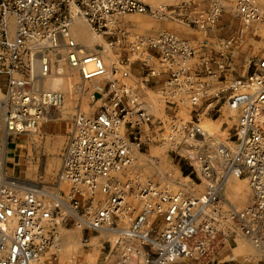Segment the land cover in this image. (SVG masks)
Instances as JSON below:
<instances>
[{"label":"built area","instance_id":"2783aa9c","mask_svg":"<svg viewBox=\"0 0 264 264\" xmlns=\"http://www.w3.org/2000/svg\"><path fill=\"white\" fill-rule=\"evenodd\" d=\"M197 2L152 7L140 0H0V109L9 135L35 128L62 106L63 94L38 87L56 63L63 60L84 82H105L97 91L104 99L100 111L92 117L75 116L63 151L56 183L59 188L67 185V194L61 190L49 196L1 184L0 264H41L50 248L56 249L58 230L70 219L76 224L85 220L87 228L101 232L123 229L148 248L143 264L191 259L209 263L241 238L264 246V54L253 60L250 78L228 89L227 105L240 113V120L233 146L219 145L221 174L209 156L197 153L209 182L202 196L119 179L145 146L161 144L188 157L207 145L209 135L199 125L200 115L191 121L178 115L219 97L222 91L212 96L206 79L221 78L224 64L214 62V71L205 62L203 77L191 65L193 47L177 34L162 30L145 38L122 24L128 16L144 15L205 31L226 10V0H204L203 9ZM234 13L240 20H260L263 15L256 0H238ZM80 19L105 38L107 46L121 50L115 58L108 56L109 66L103 45L89 50L73 37L72 26ZM136 65L142 71L141 89L128 82ZM163 76L166 80L160 84ZM150 85H161L170 114L165 119H155L147 110L141 90ZM231 177L249 183L252 199L243 210L223 198ZM130 195L140 209L131 205Z\"/></svg>","mask_w":264,"mask_h":264},{"label":"rangeland","instance_id":"374dc122","mask_svg":"<svg viewBox=\"0 0 264 264\" xmlns=\"http://www.w3.org/2000/svg\"><path fill=\"white\" fill-rule=\"evenodd\" d=\"M140 1L157 7L176 6L182 0ZM237 1L226 0V10L219 22V26L225 29L218 31L216 36L213 35L220 41L235 38L227 48L220 42L213 48L216 55L213 56L211 62H222L226 73L218 80H206L210 81L212 96L219 91H222L221 94L216 98L210 97L207 102L195 110L196 112L183 109L178 115L184 121H191L196 114L200 115L199 125L209 136L206 140L207 145L200 147L201 150L198 149L194 153L201 152L209 156L218 174L222 172L217 168L222 163L218 156L219 145L233 146L240 120V113L234 112L227 105L230 93L228 89L235 81L250 78L254 69L253 60L264 54V0H256L263 12L260 20H239L233 17ZM127 18L131 24L140 28L136 34L145 38L155 37L161 30L175 32L186 41L190 38L189 34H196L179 21L158 22L144 15H132ZM76 21L82 23L85 44H89L91 48L96 45L105 47L104 57L106 65L109 66L111 62L108 61V56L115 58L121 50L117 46L112 48L107 46V40L97 36L83 19ZM162 23L165 24L164 29L158 27ZM193 63L195 62L193 61L191 65ZM211 66L212 70L218 71L217 64L214 63ZM55 67L62 69L61 78L64 81V91H58L64 96L62 106L48 113L35 128L27 129L19 135H9L4 125L3 131L7 134L4 142L1 140L3 132L0 128V186L1 184H13L18 188L26 189L30 187L29 184H33L36 185L33 188L39 190L45 188L46 193L51 195L61 190L66 194L69 191L67 185L59 188L56 183L57 175L62 167V154L74 129L75 116L81 114L85 117H92L100 111L104 99L97 91L104 87L105 82L102 79L82 81L78 72L71 70L63 60L56 63ZM0 81V86H2L3 80ZM143 92L147 110L155 119H165L167 115H170L161 95V85L158 87L150 85ZM3 119V112L0 109V124L3 123ZM188 157L176 155L170 152L169 147L161 144L145 146L139 153H136L133 165L120 174L119 179L121 182L137 179L142 184H152L170 193L184 192L202 196L209 182L203 176L202 170L200 173L192 159ZM222 195L227 202L239 210L246 208L252 199L248 181L233 177L228 179ZM128 200L132 206L140 209L141 206L134 197L130 195ZM86 225L82 221L76 224L75 220L70 219L58 230V246L56 249L50 248L41 260V264H133V255L136 256L135 263L140 262L141 264L143 260L141 255L147 253L148 248L140 245L139 241L133 240L132 245L127 247L122 244L125 240L120 239L117 234L91 230ZM72 232H78L76 241L62 243V234ZM52 254L56 255V260L52 259ZM176 264H264V246L255 245L249 239L241 238L227 246L209 263L191 259L181 260Z\"/></svg>","mask_w":264,"mask_h":264},{"label":"crops","instance_id":"0c3cea01","mask_svg":"<svg viewBox=\"0 0 264 264\" xmlns=\"http://www.w3.org/2000/svg\"><path fill=\"white\" fill-rule=\"evenodd\" d=\"M203 1L204 0H198L197 5H198L199 9L205 8L206 4ZM233 17H235V13L233 14ZM221 18H222V16H221ZM220 19L214 26L208 28L205 31H200V30H197V29H194V28H191L188 26L191 29V31L195 32L196 34H200L198 36L196 34H189L188 36L190 38L187 41H189V44L193 47V49L195 51V57L192 60V62L193 61L195 62V63H193V68L196 72L200 73L201 75H206L205 62L206 63L208 62V66L209 65L211 66L214 64V62L212 63L211 60L214 58L213 56L216 55L213 52L214 51L213 48L216 46V44L220 42V44L224 45V44L229 43L230 40H232L231 43H233L235 40V38H232L230 40H228V39L223 40L222 39L221 41L218 39H215L214 36H216V33L218 31L225 29L223 26H219ZM122 22H123L122 23L123 25L127 26L130 29V31L135 33V34L138 32V29H140L139 27H136L135 25L131 24L127 17ZM81 25H82L81 21L77 22L75 24V30H77L78 32L84 33V31L82 30L83 27ZM164 25L165 24L162 23V24H159L158 27H160L161 29H164V27H165ZM153 31L155 32V30H153ZM231 43H230V45H231ZM83 46H85L89 50H94V49H96V47L98 45L94 46V48L88 47L86 45H83ZM221 56L224 57V55H221ZM211 70H212V68H211ZM131 71H132V76H131V79L129 80V82L131 83V85L138 86V88L141 89L139 77L142 74V71H141L140 67L139 66H133ZM165 80H166V76H163L162 78H160V84L163 83ZM156 87H158V86H156ZM144 90H141L143 95H145L143 92Z\"/></svg>","mask_w":264,"mask_h":264},{"label":"bare ground","instance_id":"6f19581e","mask_svg":"<svg viewBox=\"0 0 264 264\" xmlns=\"http://www.w3.org/2000/svg\"><path fill=\"white\" fill-rule=\"evenodd\" d=\"M77 23V21L74 22L73 26H72V35L73 37L76 39V41L78 43H80V45H83V39H84V33L83 32H78L77 30H75V24ZM84 45L86 46H90L89 44H85ZM62 69L57 68L55 67V65L52 67V71L50 73V75L46 78V79H42V80H39L38 81V87L44 91H51V92H58V91H64L63 88H64V81L63 79L61 78V75H62V72H61ZM151 107H153L151 105ZM234 112H237V111H234ZM262 120H264V118L262 117ZM0 128H1V131L3 132L2 135H1V140H3V142L5 141V137L7 136V134L5 133L4 130V121L3 123L0 124ZM215 140V139H214ZM218 141V140H216ZM2 152L3 149H2ZM190 159H192L193 161V164L196 166V168L198 169V171L201 173V166H200V161H199V156L197 153H192L190 154ZM188 157V158H189ZM215 158V157H214ZM219 170L221 171L222 170V166L219 165ZM228 181V180H227ZM227 181L225 182V185L224 187L226 188V185H227ZM29 188L26 187V189H30V188H33V187H36V185H33V184H29ZM223 187V188H224ZM35 189V188H33ZM38 192H40L41 194H45V195H49L51 196V194H48L46 193V190L45 188L44 189H37ZM53 195V194H52ZM79 221H82L83 223L87 224V221L85 220H81L79 219ZM103 231V230H102ZM106 233H109V234H117L119 236V238L125 240V241H122V244L125 245V246H129V245H132V242H134L133 240H137L140 242V240L138 239H132V238H129L126 236V234H124V231L123 229L120 230V231H117V232H108V231H104ZM77 234L78 232H72V233H63L62 234V243L66 244V243H74L77 239ZM58 241H59V238L57 239L56 243H55V247L58 246ZM141 243V242H140ZM144 256V254L142 253L141 257ZM133 264H136V256L133 255ZM140 261V260H139ZM143 260L141 261V264H142ZM140 264V262H139Z\"/></svg>","mask_w":264,"mask_h":264}]
</instances>
